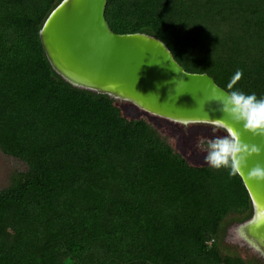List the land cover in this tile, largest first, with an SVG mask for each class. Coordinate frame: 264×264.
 Instances as JSON below:
<instances>
[{"label": "trees", "instance_id": "obj_1", "mask_svg": "<svg viewBox=\"0 0 264 264\" xmlns=\"http://www.w3.org/2000/svg\"><path fill=\"white\" fill-rule=\"evenodd\" d=\"M61 0H0V264H248L222 253L251 216L239 176L193 166L144 119L54 73L39 31ZM119 35L161 40L186 72L264 97V0H107ZM6 232L12 234L7 243Z\"/></svg>", "mask_w": 264, "mask_h": 264}, {"label": "water", "instance_id": "obj_2", "mask_svg": "<svg viewBox=\"0 0 264 264\" xmlns=\"http://www.w3.org/2000/svg\"><path fill=\"white\" fill-rule=\"evenodd\" d=\"M106 3L61 0L50 12L39 31L50 67L72 88L107 96L124 117L123 110L130 108L139 115L182 127L211 130V125L222 122L239 133L242 142L259 147L260 153L247 159L239 176L251 205V216L240 223V232L264 258V181L247 177L251 168L264 167V137L253 136L223 114L221 105L209 96L213 86L218 92L226 91L206 74L186 72L157 37L112 32L104 17ZM217 131L227 135L224 130ZM198 132L205 136L208 131Z\"/></svg>", "mask_w": 264, "mask_h": 264}, {"label": "clouds", "instance_id": "obj_3", "mask_svg": "<svg viewBox=\"0 0 264 264\" xmlns=\"http://www.w3.org/2000/svg\"><path fill=\"white\" fill-rule=\"evenodd\" d=\"M241 75L240 72L235 74L227 85V92H218L213 86L209 100L218 102L221 105L220 111L233 123L242 125L253 136L264 137V97L258 98L255 93L249 94L234 88ZM211 127L213 132L224 130L227 135L197 138L195 147L205 154V163L212 169L226 170L229 176L243 175L242 169L246 167L247 159L253 154H259L260 148L255 144L242 142L239 133L226 128L222 122H216ZM247 177L250 180L264 181V167L257 165L251 168Z\"/></svg>", "mask_w": 264, "mask_h": 264}, {"label": "rangeland", "instance_id": "obj_4", "mask_svg": "<svg viewBox=\"0 0 264 264\" xmlns=\"http://www.w3.org/2000/svg\"><path fill=\"white\" fill-rule=\"evenodd\" d=\"M125 117L129 120L144 119L146 123L152 127L162 138H164L170 146L184 156L189 164L196 165L206 164L204 160V153L198 151L195 147L197 138L201 135L198 130L201 129L205 133L206 137L224 136V133L220 131L207 130L205 126L188 125L182 127L177 124L160 121L153 118H148L139 115L133 109L123 110ZM193 133H196L195 135ZM195 165V166H196ZM207 165V164H206ZM25 166L19 164L17 161H12L0 154V188L5 187L9 181V175L13 170L24 171ZM235 216H229L223 225L222 233V253L226 255H238L242 260L248 264H264V258L261 257L260 252L247 244L241 238L240 223L235 221ZM7 243L12 244L11 232L5 234Z\"/></svg>", "mask_w": 264, "mask_h": 264}]
</instances>
